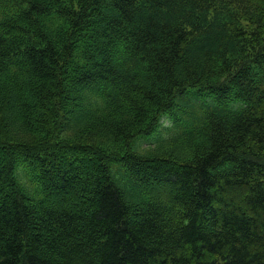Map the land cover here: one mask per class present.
Here are the masks:
<instances>
[{
    "label": "trees",
    "instance_id": "obj_1",
    "mask_svg": "<svg viewBox=\"0 0 264 264\" xmlns=\"http://www.w3.org/2000/svg\"><path fill=\"white\" fill-rule=\"evenodd\" d=\"M0 264H264V0H0Z\"/></svg>",
    "mask_w": 264,
    "mask_h": 264
},
{
    "label": "rangeland",
    "instance_id": "obj_2",
    "mask_svg": "<svg viewBox=\"0 0 264 264\" xmlns=\"http://www.w3.org/2000/svg\"><path fill=\"white\" fill-rule=\"evenodd\" d=\"M151 142H152L151 140H145V141L142 143V147H143V148H147V147L150 145ZM69 201H72V200L69 199Z\"/></svg>",
    "mask_w": 264,
    "mask_h": 264
}]
</instances>
